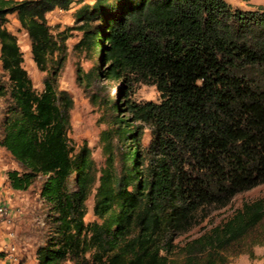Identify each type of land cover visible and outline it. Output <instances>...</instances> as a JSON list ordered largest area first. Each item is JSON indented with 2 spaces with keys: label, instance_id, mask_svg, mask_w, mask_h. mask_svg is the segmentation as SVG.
Instances as JSON below:
<instances>
[{
  "label": "trees",
  "instance_id": "obj_1",
  "mask_svg": "<svg viewBox=\"0 0 264 264\" xmlns=\"http://www.w3.org/2000/svg\"><path fill=\"white\" fill-rule=\"evenodd\" d=\"M247 1V0H244ZM72 4L73 49L90 62L76 79L101 110L106 159L67 132L73 98L57 78L65 37L47 15ZM14 15L45 71L42 89L23 66ZM117 84L115 98L98 81ZM152 84L158 101L130 98ZM94 88V89H93ZM0 146L18 163L16 191L41 179L52 227L35 264H227L264 243V194L182 242L211 210L264 183V6L226 0H0ZM150 129L143 147L142 126ZM93 191L92 213L85 221Z\"/></svg>",
  "mask_w": 264,
  "mask_h": 264
},
{
  "label": "rangeland",
  "instance_id": "obj_2",
  "mask_svg": "<svg viewBox=\"0 0 264 264\" xmlns=\"http://www.w3.org/2000/svg\"><path fill=\"white\" fill-rule=\"evenodd\" d=\"M91 1V0H87ZM234 8L248 9L258 5L264 6V0H226ZM77 4L67 10L55 9L50 12L47 17L53 33L62 32L65 37L66 58L63 62L59 76L57 78V86L59 89L67 90L73 98V108L71 110L70 127L67 135L74 145L86 143L92 150V158L97 166L104 165L106 154L101 139L102 130L106 128L103 122L101 110L92 105L89 94L92 87L80 84L76 79V68L78 65L87 69L90 62L83 59L73 49V44L78 40L80 31L77 29V23L74 19V10ZM10 29L17 36L18 43L23 53V66L27 70L31 78L32 84L37 90L42 89V81L45 71H40L33 62L30 54L29 40L26 33L20 28L18 21L14 15L9 16L7 23ZM96 87H99L101 93L109 92L115 98L117 84L107 80L98 81ZM94 89V88H93ZM130 98L137 102L146 100L158 101L159 93L155 86L146 83H137L134 85L130 94ZM5 97L0 96V135H1V119L3 108L5 106ZM142 126L141 143L145 147L150 140V129L145 125ZM0 177L6 170L18 168V163L11 155L0 146ZM41 179L37 178L32 185L24 191H17L9 194L12 224L11 230L15 233L14 242L17 251L13 254L16 258L11 260L12 264H35V250L39 245L45 243L51 233V225L48 219V206L39 197ZM4 186V183H2ZM264 194V183L259 186L238 194L233 201L223 208L212 209L208 217L203 222L193 227L186 234L176 238V242H182L189 237L198 235L211 224L218 223L229 216L233 210L240 206L245 199H253ZM2 201V200H1ZM8 204L7 202L3 201ZM93 191L86 201L85 221L95 219L92 213ZM3 229L2 232H5ZM6 255V254H4ZM227 264H264V243L256 244L252 247V254L246 252L237 253L228 257Z\"/></svg>",
  "mask_w": 264,
  "mask_h": 264
},
{
  "label": "built area",
  "instance_id": "obj_3",
  "mask_svg": "<svg viewBox=\"0 0 264 264\" xmlns=\"http://www.w3.org/2000/svg\"><path fill=\"white\" fill-rule=\"evenodd\" d=\"M12 224L11 212L9 206L0 201V254L7 256L9 260H15L16 258L13 254L17 251L14 238L15 233L11 230L10 226ZM6 229L5 232H2ZM0 264H2V259L0 257Z\"/></svg>",
  "mask_w": 264,
  "mask_h": 264
},
{
  "label": "crops",
  "instance_id": "obj_4",
  "mask_svg": "<svg viewBox=\"0 0 264 264\" xmlns=\"http://www.w3.org/2000/svg\"><path fill=\"white\" fill-rule=\"evenodd\" d=\"M1 156H0V163H1ZM4 183V186L2 185ZM16 190H13L12 188L9 187L8 182L6 181V175L4 174L3 176L0 177V201H5L7 202L8 206L11 207L12 202H10L9 199V194H14L16 193ZM0 257L2 259V264H12V261L7 258V256L0 254Z\"/></svg>",
  "mask_w": 264,
  "mask_h": 264
}]
</instances>
